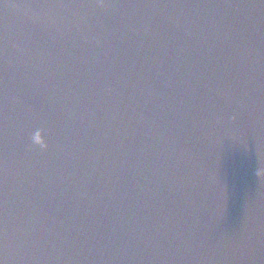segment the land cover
I'll use <instances>...</instances> for the list:
<instances>
[{
  "label": "water",
  "instance_id": "95a60500",
  "mask_svg": "<svg viewBox=\"0 0 264 264\" xmlns=\"http://www.w3.org/2000/svg\"><path fill=\"white\" fill-rule=\"evenodd\" d=\"M0 229V264H264V0H0Z\"/></svg>",
  "mask_w": 264,
  "mask_h": 264
},
{
  "label": "clouds",
  "instance_id": "9594fccd",
  "mask_svg": "<svg viewBox=\"0 0 264 264\" xmlns=\"http://www.w3.org/2000/svg\"><path fill=\"white\" fill-rule=\"evenodd\" d=\"M32 145H39L41 148L47 150L48 145L40 139L39 135H35L31 138Z\"/></svg>",
  "mask_w": 264,
  "mask_h": 264
},
{
  "label": "snow or ice",
  "instance_id": "6c2138e0",
  "mask_svg": "<svg viewBox=\"0 0 264 264\" xmlns=\"http://www.w3.org/2000/svg\"><path fill=\"white\" fill-rule=\"evenodd\" d=\"M98 3L100 4L101 7L108 5L109 0H98ZM0 232H2V229H0Z\"/></svg>",
  "mask_w": 264,
  "mask_h": 264
}]
</instances>
